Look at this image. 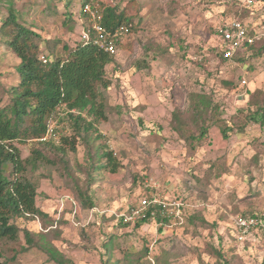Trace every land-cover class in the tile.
I'll use <instances>...</instances> for the list:
<instances>
[{"label": "rangeland", "instance_id": "rangeland-1", "mask_svg": "<svg viewBox=\"0 0 264 264\" xmlns=\"http://www.w3.org/2000/svg\"><path fill=\"white\" fill-rule=\"evenodd\" d=\"M66 1L0 0V24L12 4L51 42L74 45L82 27L83 2ZM130 1L94 0L121 8ZM136 1L139 15L132 32L108 66L113 80L106 91L108 119L96 123L88 143L97 165L107 162L102 151L113 152L116 172L95 171V206L83 205L73 180L81 185L87 180L89 146L78 137L75 151L67 146L69 173L48 165L34 173L40 178L37 204L53 218L47 227L53 224L60 231L53 242L75 264H103L105 259L116 264H217L216 250L231 264H264L262 232L245 239L232 235L237 216L264 214V128L252 123L225 138L212 126L196 150L172 128L173 110L187 108L191 91H214L225 118L246 107V88L264 91V54L245 66L221 62L214 49L217 26L230 21L238 9L243 12L244 5L256 2L258 10L246 20L264 25V0L251 5L248 0ZM19 62L0 42V96L5 100L17 83ZM56 132L57 139L72 135L63 121ZM19 147L27 157L28 145ZM151 188L181 203V218L140 226L122 223L118 215L148 196ZM24 244L22 234L19 242H6L3 249L9 256ZM10 264L55 263L31 249Z\"/></svg>", "mask_w": 264, "mask_h": 264}, {"label": "trees", "instance_id": "trees-1", "mask_svg": "<svg viewBox=\"0 0 264 264\" xmlns=\"http://www.w3.org/2000/svg\"><path fill=\"white\" fill-rule=\"evenodd\" d=\"M71 2L67 0L66 5ZM82 2V6L86 2L98 5L101 10L100 21L108 28L122 24H131L133 28L139 15L136 0H131L124 8L117 3L100 4L94 0ZM242 9L243 12L238 9L232 19L248 22V15L258 10L256 2L251 6L244 5ZM249 25L254 31H260L259 26H264L257 20L249 22ZM215 34L218 45L214 49L221 62L230 61L246 66L250 58L264 54V38H259L252 44H245L233 58L228 59L223 52L225 43L217 35L216 29ZM0 35V42L20 59L16 66L17 83L10 87L7 100L0 96V264H10L19 258L21 252L31 249L44 253L49 262L75 264L53 242L60 231L58 226L53 228V224L47 227L53 218L37 204L40 178H36L34 173L43 165L60 166L69 173L71 168L67 146L75 151L78 137L82 138L89 146V165L84 168L87 180L83 185L77 179L73 182L81 203L87 207L95 206L91 192L97 180L94 172L103 168L116 172L113 152L102 151L101 155L107 162L97 165L90 153L91 145L88 144L92 132L97 131L96 123L108 119L106 91L113 84L108 66L115 63V54L79 40L74 45L65 42L59 46L58 41L51 42L39 29L27 24L12 4L8 14L1 20ZM121 44H118L117 52ZM42 55L46 61L41 58ZM225 83L231 84L229 81ZM242 97L246 98V107L237 109L231 118H225L214 91H191L187 108L177 107L173 110L172 128L195 150L202 145L212 126L218 127L225 138L252 123L264 128V91L248 87ZM54 119L59 123L67 122L72 135H62L58 140H39L46 135L49 122ZM22 144L28 145L27 157H23L19 147ZM146 222L133 224L140 226ZM254 232L264 234L263 229H254L250 235ZM22 234L25 244L7 256L3 249L4 243L19 242ZM238 234L234 226L232 235L238 239ZM216 256L217 264H231L218 250ZM103 264L116 263L105 259Z\"/></svg>", "mask_w": 264, "mask_h": 264}, {"label": "built area", "instance_id": "built-area-1", "mask_svg": "<svg viewBox=\"0 0 264 264\" xmlns=\"http://www.w3.org/2000/svg\"><path fill=\"white\" fill-rule=\"evenodd\" d=\"M247 3L251 5L253 0H248ZM82 15L80 17L82 27L79 34V41L83 44H94L110 54H115L118 44L122 43L132 32L131 24H122L116 28H108L105 26L100 21L101 10L99 6L91 2H86L82 6ZM216 30L219 38L225 43L223 52L224 56L228 59L233 58L235 53L245 44H252L257 39L264 38V30L254 31L248 22L240 19H231L224 24L220 23ZM41 58L46 61L44 55ZM246 84L247 80L244 79L242 81L243 89L246 87ZM57 127L58 120H51L46 135L39 140H58ZM181 205L179 202L172 201L154 192V189L151 188L148 196L118 215V218L124 224H132L140 221H177L182 216ZM235 228L239 233V239H245L254 229L264 230V214H256L254 216L239 215L235 218Z\"/></svg>", "mask_w": 264, "mask_h": 264}]
</instances>
